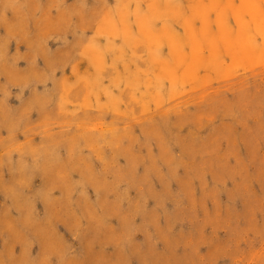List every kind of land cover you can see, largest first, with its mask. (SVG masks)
Wrapping results in <instances>:
<instances>
[{
    "label": "rangeland",
    "instance_id": "1",
    "mask_svg": "<svg viewBox=\"0 0 264 264\" xmlns=\"http://www.w3.org/2000/svg\"><path fill=\"white\" fill-rule=\"evenodd\" d=\"M0 264H264V0H0Z\"/></svg>",
    "mask_w": 264,
    "mask_h": 264
}]
</instances>
